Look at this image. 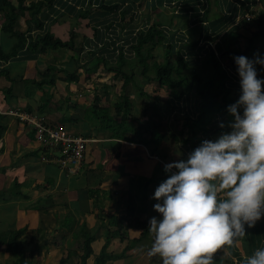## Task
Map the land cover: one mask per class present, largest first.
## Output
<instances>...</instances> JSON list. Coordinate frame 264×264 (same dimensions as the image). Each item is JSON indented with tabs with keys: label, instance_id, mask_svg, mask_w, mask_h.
Returning a JSON list of instances; mask_svg holds the SVG:
<instances>
[{
	"label": "crops",
	"instance_id": "0c3cea01",
	"mask_svg": "<svg viewBox=\"0 0 264 264\" xmlns=\"http://www.w3.org/2000/svg\"><path fill=\"white\" fill-rule=\"evenodd\" d=\"M251 9L255 17L247 23L244 15ZM6 12L0 13V51L14 44L2 33ZM18 18L17 29L30 40L40 31L63 41L73 37L80 60L69 48L41 54L25 48L0 59V264H83L89 242L86 264H162L147 255L154 242L150 220L163 219L154 210L155 190L170 176L165 165L186 161L203 141L231 131L234 117L228 108L242 94L234 57L264 59V0H64L39 14L41 30L28 12ZM155 25L177 50L185 44L190 60L214 51L227 74V91L216 99L223 111L214 113L206 127L194 128L196 133L186 125L188 117L199 116L195 91L176 100L167 86L147 81L139 64L124 89L125 77L107 69L119 66L120 53L131 55L137 34ZM164 57L159 46L152 62ZM255 67L264 80V66ZM70 72L78 77L69 81ZM123 95L133 106L125 130L115 111ZM98 108L116 115L117 125L98 127L88 120V110ZM16 109L91 140L78 173L67 174L42 159L35 131L4 114ZM245 231L230 254L215 255V264H244L264 248V217L254 228L245 225Z\"/></svg>",
	"mask_w": 264,
	"mask_h": 264
},
{
	"label": "clouds",
	"instance_id": "9594fccd",
	"mask_svg": "<svg viewBox=\"0 0 264 264\" xmlns=\"http://www.w3.org/2000/svg\"><path fill=\"white\" fill-rule=\"evenodd\" d=\"M234 60L242 94L228 108L231 131L203 141L186 161L165 165L170 176L155 190L154 210L163 219L150 220L147 255L162 264H215L218 252L230 254L245 237V225L254 228L264 217V80L255 67L264 59ZM244 264H264V248Z\"/></svg>",
	"mask_w": 264,
	"mask_h": 264
},
{
	"label": "trees",
	"instance_id": "16d2710c",
	"mask_svg": "<svg viewBox=\"0 0 264 264\" xmlns=\"http://www.w3.org/2000/svg\"><path fill=\"white\" fill-rule=\"evenodd\" d=\"M63 1L38 0L26 5V0H15V3L14 0H0V13L7 11L2 25V33L14 43L9 51L1 49L0 59L8 60L16 57L25 48L29 51H37L39 54L46 52L48 49L56 50L59 48H69L80 53L78 48L75 47L73 37L69 41H63L60 38L54 37L50 32L40 31L35 39L30 40L31 35L28 36L17 29L19 12H28L31 20L35 23L36 29L41 30L44 23L38 18L39 14L45 8L53 9L58 2L62 3ZM159 46H164L165 57L162 62L153 63L155 50ZM186 49L187 46L184 44L177 50L175 43L173 41L168 42L166 33L158 25H155L137 34L129 51L131 55H125L124 51H122L119 56V66L112 67L108 64L107 69L108 71L115 72L118 76L122 74L125 77L124 89L127 88L135 77L133 65L139 64L142 70L141 74L147 81H155L161 87L167 86L172 91L176 100L181 98L186 92L195 91L199 97V103L197 104L199 116L196 120L188 117L186 125L191 127V129L193 128V132L196 133L194 128L206 127L210 123L214 113L219 111L220 108L216 99L227 91L225 84L228 78L214 51L205 53L204 55L198 54L193 60H190ZM133 59L134 61H132ZM68 76H70V81L73 78H77L78 73L70 72ZM94 104L98 106L99 101H94ZM132 108L133 106L128 95H123L115 106L116 115L119 116V127L123 128V130L129 127ZM173 108H175L174 103H172V110ZM220 111H223L222 108ZM101 112L103 113L101 114ZM94 113H98V115L92 116L93 120L100 124L102 122L103 127H115L117 125L116 115H112L108 109L99 111L98 108V111ZM106 121H109L110 124L106 123L104 125ZM120 132L119 130V136ZM157 138L160 140L162 136H158ZM91 253L92 249L89 242L84 247L83 264H86Z\"/></svg>",
	"mask_w": 264,
	"mask_h": 264
},
{
	"label": "built area",
	"instance_id": "2783aa9c",
	"mask_svg": "<svg viewBox=\"0 0 264 264\" xmlns=\"http://www.w3.org/2000/svg\"><path fill=\"white\" fill-rule=\"evenodd\" d=\"M253 11L251 9L244 15V21L250 23L254 20ZM4 114L17 118L22 125L31 127L35 131L37 141L43 147L44 161L52 160L67 174L79 172L85 159L87 145L91 140L81 135H73L64 127L47 124L37 113L16 109Z\"/></svg>",
	"mask_w": 264,
	"mask_h": 264
},
{
	"label": "rangeland",
	"instance_id": "374dc122",
	"mask_svg": "<svg viewBox=\"0 0 264 264\" xmlns=\"http://www.w3.org/2000/svg\"><path fill=\"white\" fill-rule=\"evenodd\" d=\"M74 56L76 57V59H77V61H79L80 60V55L78 54V53H75L74 54ZM77 71V70H76ZM106 72V71H105ZM140 83V82H139ZM115 86L116 87H119V84H110V87H114L115 88ZM132 91V90H131ZM46 97H49V96H45V98ZM113 101H111V103H112ZM110 102L109 101H104L103 102V105L104 106H109L108 104H109ZM89 112H88V115H87V119L88 120H90V119H93V117L92 116H96V115H98V113H100V112H98V113H94V112H96V110H88ZM103 112H101V114H102ZM90 118V119H89ZM100 122H101V119H100ZM106 123L107 124H110L109 123V121H106V122H104V125H106ZM96 124H97V126H102V122H101V124L99 123V122H96ZM116 125V124H115ZM115 125H112V126H115Z\"/></svg>",
	"mask_w": 264,
	"mask_h": 264
}]
</instances>
